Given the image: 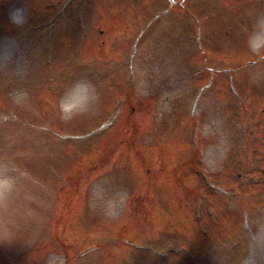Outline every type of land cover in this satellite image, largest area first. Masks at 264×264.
<instances>
[{
  "label": "rangeland",
  "instance_id": "rangeland-1",
  "mask_svg": "<svg viewBox=\"0 0 264 264\" xmlns=\"http://www.w3.org/2000/svg\"><path fill=\"white\" fill-rule=\"evenodd\" d=\"M123 1L0 0V264H264V0Z\"/></svg>",
  "mask_w": 264,
  "mask_h": 264
},
{
  "label": "clouds",
  "instance_id": "clouds-1",
  "mask_svg": "<svg viewBox=\"0 0 264 264\" xmlns=\"http://www.w3.org/2000/svg\"><path fill=\"white\" fill-rule=\"evenodd\" d=\"M23 11L22 10H16L11 14V21L14 24H21L23 23ZM261 46H264V39H262L259 36H254L249 39V47L253 52L257 51L261 48ZM65 118H68L67 113Z\"/></svg>",
  "mask_w": 264,
  "mask_h": 264
},
{
  "label": "bare ground",
  "instance_id": "bare-ground-1",
  "mask_svg": "<svg viewBox=\"0 0 264 264\" xmlns=\"http://www.w3.org/2000/svg\"><path fill=\"white\" fill-rule=\"evenodd\" d=\"M259 242L261 243L260 249L264 250V228L258 237ZM260 253V252H259ZM261 254V253H260ZM263 256H258L256 254L253 255L251 261L247 264H261L262 263Z\"/></svg>",
  "mask_w": 264,
  "mask_h": 264
}]
</instances>
